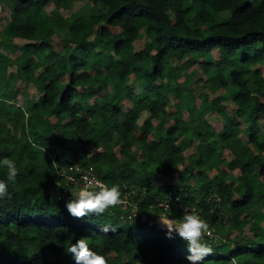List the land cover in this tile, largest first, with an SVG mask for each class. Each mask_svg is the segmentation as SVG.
I'll use <instances>...</instances> for the list:
<instances>
[{
    "label": "trees",
    "instance_id": "16d2710c",
    "mask_svg": "<svg viewBox=\"0 0 264 264\" xmlns=\"http://www.w3.org/2000/svg\"><path fill=\"white\" fill-rule=\"evenodd\" d=\"M75 3L0 0V160L19 169L0 264H75L80 238L108 264H190L185 241L121 208L71 217L72 166L135 190L150 218L193 207L217 236L202 264H264V0Z\"/></svg>",
    "mask_w": 264,
    "mask_h": 264
},
{
    "label": "clouds",
    "instance_id": "9594fccd",
    "mask_svg": "<svg viewBox=\"0 0 264 264\" xmlns=\"http://www.w3.org/2000/svg\"><path fill=\"white\" fill-rule=\"evenodd\" d=\"M44 151V149H42ZM0 167L6 169V180H0V201L8 198L9 183L15 184L19 169L14 160L3 158L0 160ZM71 179V178H69ZM82 186L75 193V199L66 203V209L71 217L84 221L89 216H100L109 209L116 208L125 203L119 186L108 187L99 180L82 175ZM98 189V190H97ZM139 209H136L134 217ZM159 224L167 231L166 238L172 239L173 234L186 242L189 255L186 259L190 264H202L205 257L213 254L212 248L206 243L205 237L210 236V226L197 212L185 210L180 218H169L168 215L158 216ZM116 228L104 225L100 232L108 234L115 232ZM66 253L71 254L75 264H108L105 256L90 249L85 238L77 239L71 244Z\"/></svg>",
    "mask_w": 264,
    "mask_h": 264
},
{
    "label": "built area",
    "instance_id": "2783aa9c",
    "mask_svg": "<svg viewBox=\"0 0 264 264\" xmlns=\"http://www.w3.org/2000/svg\"><path fill=\"white\" fill-rule=\"evenodd\" d=\"M88 175L89 178H95L99 180L102 184H104L96 175V173L87 168H81L80 166H72L70 168L64 169L60 172V177L62 179V182L64 184V188L62 190L61 195L65 198H73L75 199V193L79 191V188L82 186L81 183H78V181H81L82 175ZM71 178V179H69ZM105 185V184H104ZM98 190V189H97ZM135 195V190L131 189L129 192L125 193L123 197L126 198L125 203L117 206L118 208H121L125 211V213L122 215V218L129 219L131 221H140L145 222L150 227H159L163 231H167L162 225L159 224V218L156 216L155 218L148 217L145 212L141 209L138 202L133 200V196ZM155 205L149 206V208H154ZM157 207L163 209L164 213H161L159 216H165L168 215L169 218H177L174 216L171 212L176 210L177 208L180 209L181 213L184 214L185 210L188 211H194L193 207H190L187 204H184L180 199L177 198H170L167 200L159 201L157 203ZM136 209H139V211L136 213L135 217V211ZM211 235L209 238L216 239V235H214L210 231ZM176 235V234H174ZM178 236V235H177Z\"/></svg>",
    "mask_w": 264,
    "mask_h": 264
},
{
    "label": "rangeland",
    "instance_id": "374dc122",
    "mask_svg": "<svg viewBox=\"0 0 264 264\" xmlns=\"http://www.w3.org/2000/svg\"><path fill=\"white\" fill-rule=\"evenodd\" d=\"M86 1H87V0H76L75 6H76V7H79V6L83 5ZM69 13H70V12L64 11V15H65V16L69 15ZM212 55H213L215 58H216V56H217L216 52H214ZM208 119L210 120V122H213V121H214V115L211 114L210 116H208Z\"/></svg>",
    "mask_w": 264,
    "mask_h": 264
}]
</instances>
